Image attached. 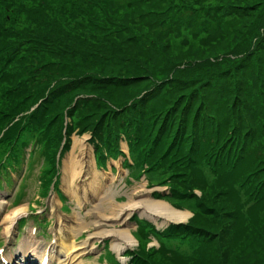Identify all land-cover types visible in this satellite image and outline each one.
<instances>
[{
    "label": "rangeland",
    "instance_id": "obj_1",
    "mask_svg": "<svg viewBox=\"0 0 264 264\" xmlns=\"http://www.w3.org/2000/svg\"><path fill=\"white\" fill-rule=\"evenodd\" d=\"M145 8L146 11L149 7ZM161 10H163V13H160L157 17L165 22L157 26L154 32L144 28L142 33L148 39H151V43L144 50L141 49V52L145 53L150 60V71L164 72L161 76L162 82L155 95L149 93V90L155 89V86L152 81L148 80L140 81L135 86L114 88L104 94L106 105L99 114L104 113L105 116L108 113L107 110L120 107L129 109L130 103L132 104L134 100L139 102L144 97V89H148L147 95L140 103L141 106H138L139 109L131 108L135 112L128 113L131 120L121 130L116 141H113V137L110 136L111 142L109 143L111 145L104 144L105 141L100 140L104 128L99 115L87 105L77 106L75 101L72 102L70 94L59 95L52 103L43 104L48 98L51 88L59 82L58 78L49 73L55 65L48 63L45 66L44 79L41 83H36L37 90L34 105L25 112H18L15 117L19 120L14 122V117L12 121L4 125L8 126L0 134L1 138L2 134L6 133L8 129H12L15 124L22 125L23 120L21 119L29 117V113H33L34 110L42 113L40 114L42 118L37 121L38 128L42 130L40 132L41 147L31 140L26 143V149L23 150L27 138L22 136L15 145L12 155L21 166L24 162V156L27 157V153H29L27 158L29 164L24 169V171L26 170L24 181L28 178L25 181L27 183L25 187L29 194L25 203L22 202L24 203L22 206L25 208L28 206L26 209H35L37 208L35 205H46L53 222L60 227L62 226V230L69 239L72 236L69 227L75 225L79 215V213H75V209L85 213L89 206L97 204L103 194L111 187V192L115 193V208L111 218L101 225H93L89 231H80L81 227L77 234H74L79 243L83 241L93 242L94 248L89 250L86 246V250L77 258L84 260L85 264H138L142 262L143 264H264V169L258 173L260 180L258 178L251 180L244 177L250 169V148L255 143H260L259 140L242 143L238 150H234L232 146L227 147V142L222 145V150L227 147L226 158L228 160L231 154L234 155L232 161L235 162L233 165L237 174H231L229 172L231 166L229 164L224 166L222 164L224 158L221 161L219 159L222 155H213L212 149L208 150L215 138L214 127L209 126L206 132L202 133L204 137L200 139L194 153L195 162L192 167L202 172V178L207 187L211 186V183L216 180L220 172H222V175H219L221 179L231 178L242 181L247 179L248 181L251 180L250 184L247 188L244 186L241 188L240 185L235 186L227 192L220 189L212 192L201 186H193L188 193L178 194L173 190L172 185L183 174L175 172L189 167L190 163L186 162L182 156L170 153V148H174L179 144L178 139L175 141L174 136L169 138L161 136L164 132L161 129V123L169 121L171 117L178 119V114L183 111L186 103V92L192 86L196 89V84L199 82L202 88L207 86L216 87L218 89L216 90V96L220 94L221 89H228V83L212 81L207 83L202 82V80L198 81L197 78L193 79L192 76L199 72L203 63L210 62L223 65L226 69L233 61L242 57L229 53L232 51L231 45L235 43V37L232 38V41L228 39L210 46H203V43L211 35L218 34L219 30L215 25H206L207 31H202L197 35L191 34L190 28L184 22L170 23L174 13L182 16L186 14L185 12L165 10V7ZM180 26L182 27L181 32ZM13 30L17 29L10 27L5 34L0 36V46L4 41L14 39ZM143 34L139 37H142ZM185 37L188 42H198L194 52L197 49L202 52L198 53L199 58L186 55V58L194 59H188V61L182 63L175 62L174 53L184 42ZM128 44L140 47L135 44V39H130ZM141 44H143V41H141ZM259 51L254 54L258 58L255 61L257 70L264 68V50ZM55 53L59 55L62 50L55 49ZM154 53L156 56H154ZM208 55L211 56L206 58ZM51 57L47 56L46 58L50 59ZM153 57H156V59H152ZM5 59L6 64L10 66L9 58ZM5 59L0 57V61ZM172 64L178 66L175 75H172L169 70V66ZM178 69H182V71H178ZM16 71L20 73V77L26 74L25 81L31 80L29 69L24 68L19 62L11 63L10 75L8 76V73L7 78L0 80V120L7 115L3 112L4 110L14 113L13 102H15V98L13 92L10 91V84L7 83V80L11 78L12 72ZM176 76L183 79L177 81ZM246 77L247 75L243 74L238 81L244 85L248 80ZM151 86L152 88H150ZM1 89H7V95L1 94ZM132 96L135 97L132 98ZM199 97H201L200 93ZM199 97H195L198 99L197 101L192 100L195 102V107L202 100ZM207 99V104L204 103L203 99L198 106L197 118L202 117V119L211 121L212 124L215 122L218 124L222 120L219 118L213 119L214 117L210 115H214V111L217 110V101L214 105L212 99L209 97ZM261 99L264 100L262 96ZM29 101L33 103L34 98L31 97ZM45 105L47 106L45 107ZM203 110L205 111L204 117L200 115ZM175 121L173 120V122ZM198 123L199 120L197 126ZM42 133L48 136L53 134L55 137L54 140L50 138L47 142L51 148L54 146L57 148L52 155V160L48 161L53 163L55 167L64 165V160L72 150L73 143L78 139L84 138L79 142L84 145L85 150H92L93 153L94 172L90 167L82 170V176L76 177L77 191H72L63 183V189L66 190L67 199L69 200L66 199L64 206L62 204L63 207L59 199L58 203L53 202L55 199L53 189L55 186L57 189V182L61 181V177L63 178V171L60 170V174L56 177L57 182L53 185L50 184V181L54 175L47 178L48 180L44 184H42V181L46 179L45 174L37 177L42 165L46 168L47 163L45 161L47 156L44 158L42 153L45 142V138L41 136ZM59 133L61 136H59ZM158 134H160L159 138H157ZM226 135H231V129L228 125L226 126ZM9 145L11 144L9 143ZM6 147L7 143L0 146V155ZM241 147H244L243 152ZM102 157L104 158L99 163V167L102 168H98L97 161ZM16 173V178L22 179L20 172ZM93 178H95V181H100L95 189L94 187L88 188L91 184L90 180ZM246 190H250L252 194L246 192ZM40 195L46 200H42ZM145 195L153 202V209L151 208L152 203L146 207L138 206V208L130 210L128 216L123 214L120 218H116V214L121 211L118 209H123L129 203L138 202L137 200L141 201ZM36 201L39 203L36 204ZM159 203H163L164 206ZM167 203L171 205L173 210L186 212L187 217L181 220L165 218L164 216L169 218L166 214L169 211ZM159 213H163L164 216L160 217ZM234 215L235 217H233ZM59 218L63 219L62 223L59 222ZM108 229L130 230L132 243L124 244L122 248L117 247L118 243L121 242L118 236L101 237V232ZM91 230H99V236L92 235L89 238L88 233ZM197 233L198 237H194L193 234ZM104 240L107 241L108 248L102 252L105 246V244H102Z\"/></svg>",
    "mask_w": 264,
    "mask_h": 264
},
{
    "label": "trees",
    "instance_id": "obj_2",
    "mask_svg": "<svg viewBox=\"0 0 264 264\" xmlns=\"http://www.w3.org/2000/svg\"><path fill=\"white\" fill-rule=\"evenodd\" d=\"M2 1L3 3L0 4V36L5 34L10 27L17 30H13V40H6L0 46V57L9 58L10 61V66L6 64V59L0 61V80L9 73L11 63L16 62L31 71V80L25 81L26 74L20 77L18 71L12 72L11 78L7 80L15 98L14 113H9V110L3 111L7 115L0 120V130L12 121L18 112H25L34 105L36 83L42 82L45 66L52 63L55 66L50 69L49 73L58 78L59 82L51 88L43 104H50L57 96L65 93L70 94L72 102L78 96L75 104L77 106L87 105L99 115L104 128L100 140L105 141L104 144L111 145L110 136L113 137V141H116L121 130L131 120L128 113L135 112L131 108L139 109L138 106H141L140 103L147 95L148 89H144V97L139 102L134 100L132 104L130 103L129 109L120 107L107 110L108 113L105 116L104 113L99 114L106 105L104 94L114 88L135 86L140 81L148 80L152 81L155 86V89L149 90V93L155 95L164 72L150 71V60L145 53L141 52V49L144 50L151 43V39H148L142 31L146 28L154 32L157 26L165 22L157 17L163 13L161 9L165 7V10L186 13L182 16L174 13L170 23L184 22L190 28L191 34L197 35L202 31H207L206 25H215L219 30L218 34L211 35L203 46H210L228 39L232 41L235 37V43L231 45L232 51L229 53L242 56L235 61L231 58L233 63L226 69L223 65L203 63L199 72L192 78L207 83L211 81L228 83V89H221L220 94L216 96V90H218L216 87L202 88L198 82L196 89L192 86L187 90L186 103L183 111L178 114V119L171 117L169 121L161 123V129L164 131L161 136L168 138L174 136L175 141L179 140L176 147H169L170 153H176L190 163L189 167L175 172L183 176L174 182L173 190L181 194L188 193L193 186H201L212 192L219 191V189L227 192L239 185L241 188L242 186L247 188L250 181L255 178L260 180L258 173L264 169V100L261 99V96L264 98V68L256 69L255 61L258 58L254 54L256 51L264 50V0ZM145 7L149 8L145 11ZM179 29L181 32L182 27L180 26ZM141 34L143 36L139 37ZM130 39H135V44L140 47L129 45ZM183 41L174 53L175 62L182 63L188 59H194L186 58V55L199 58L198 53L202 51L197 49L194 52L198 42H188L186 37ZM55 49L62 50V53L56 54ZM47 56L52 57L47 59ZM154 56H156L155 53ZM209 56L211 55L205 57ZM177 68L175 64L169 66L172 75H175ZM243 74L247 75L248 79L244 85L238 81ZM176 79L179 81L183 78L176 76ZM1 90V94L7 95V89ZM196 96L204 99L205 104L208 103V97L214 101V105L217 101V110L214 111V115H210L214 117L213 119L219 118L222 121L212 124L211 121L202 119V117L197 118V108L202 100L195 107L194 101L198 100ZM31 97L34 98L33 103L29 101ZM31 113L29 117L21 119L25 121L23 125L15 124L5 137L7 140L27 133L31 138H37L40 142L42 130L37 128V121L42 118L40 115L42 113H38L37 110ZM204 114L203 110L200 115L204 117ZM173 120L176 121L173 122ZM227 125L231 129V135H226ZM209 126L214 127L215 138L208 150L212 149L213 155H222L219 159L221 161L224 158L222 163L224 166L226 164L231 166L229 171L231 174H237L233 165L235 162L232 161L234 155L231 154L228 160L226 148L232 146L234 150H238L242 143L259 140L260 143H255L250 148V169L244 176L251 179L250 181L221 179L219 175H222V172H220L210 187L205 185L202 172L197 168L194 169L192 165L195 162L194 153L199 141L204 137L202 133H205ZM59 136H61L60 133ZM159 137L160 134L157 135V138ZM54 139L55 137L52 138ZM226 142L227 147L222 150V145ZM44 148L48 155H53L57 149L55 146L51 148L50 144L45 145ZM241 149L243 152L244 147ZM7 152L6 148L0 158H3ZM7 162L5 160L0 165L6 169ZM246 192L251 193L250 190ZM138 264H143V262Z\"/></svg>",
    "mask_w": 264,
    "mask_h": 264
},
{
    "label": "bare ground",
    "instance_id": "obj_3",
    "mask_svg": "<svg viewBox=\"0 0 264 264\" xmlns=\"http://www.w3.org/2000/svg\"><path fill=\"white\" fill-rule=\"evenodd\" d=\"M84 138L76 140L72 146V150L70 153L67 155L66 160H64V165H63V182L65 186H69V188L72 191H77L76 188V177H81L82 170L84 168L90 167L91 170L94 172V160H93V153L92 150H85L84 145H82L79 141H81ZM75 140V138H74ZM79 149V151H77ZM85 164V165H84ZM93 177V176H92ZM91 184L88 188L94 187V189L97 187V185L100 184V181H95V178L90 180ZM106 192V191H105ZM85 193V192H84ZM87 194V193H86ZM138 202H132L129 203L127 206H125L123 209H118L121 210L119 214H116V218H120L123 214H127L128 216L130 214V210L140 207H146L148 204H151V208L153 209V202L149 200L148 196L145 195L142 197L141 201L137 200ZM54 203H57V201L53 200ZM87 203H89L87 201ZM147 203V204H146ZM161 206L163 203H159ZM169 206L168 212L166 214L169 216H164V214L159 213L158 215L164 216L167 219H177L181 220L187 217L186 212H181L179 210H173L171 205L167 203ZM23 207V206H20ZM80 208V207H79ZM115 208V193L111 192V187H109L108 191L103 194V196L100 198V201L97 204H94L93 206H89V209L85 213H81L79 209H75V213H79L78 218L76 219L75 225L69 227V230L71 232V237L67 239L66 234L61 230V239H62V248H67V252L70 250H76L77 252L72 255L71 257L68 258L65 262L61 261V264H85L84 260L82 259H77L80 254L86 248L88 247L89 250H92L94 248L93 242H77L76 240V235L77 232L80 231H89V229L93 225H101L103 224L107 219L111 218V216L114 214L113 209ZM21 208H15L13 211H11L9 214H15L17 213ZM6 218L4 219V222L6 223ZM62 218H59V221L62 222ZM173 220V219H172ZM8 225L6 226L7 231H10V223L11 221H7ZM42 224L43 220H42ZM102 236H118L119 239H121V242L118 243L117 247L122 248L125 245L131 244L132 243V236L130 235V230L128 229H120V230H107L105 232H101ZM33 230L31 231V236L33 237ZM92 235H98L99 236V230H95L88 233L89 238L92 237ZM194 237H198L197 234H193ZM99 238V237H98ZM100 239V238H99ZM105 241V240H104ZM85 244V245H84ZM116 245V244H115ZM87 246V247H86ZM82 249V250H80ZM68 255V253H67Z\"/></svg>",
    "mask_w": 264,
    "mask_h": 264
}]
</instances>
